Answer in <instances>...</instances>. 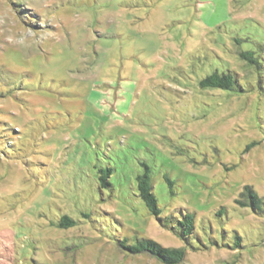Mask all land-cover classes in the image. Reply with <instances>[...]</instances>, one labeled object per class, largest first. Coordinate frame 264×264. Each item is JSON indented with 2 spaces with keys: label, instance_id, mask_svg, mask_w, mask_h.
Returning a JSON list of instances; mask_svg holds the SVG:
<instances>
[{
  "label": "rangeland",
  "instance_id": "1",
  "mask_svg": "<svg viewBox=\"0 0 264 264\" xmlns=\"http://www.w3.org/2000/svg\"><path fill=\"white\" fill-rule=\"evenodd\" d=\"M142 239L264 264V0H0V264H164Z\"/></svg>",
  "mask_w": 264,
  "mask_h": 264
},
{
  "label": "trees",
  "instance_id": "2",
  "mask_svg": "<svg viewBox=\"0 0 264 264\" xmlns=\"http://www.w3.org/2000/svg\"><path fill=\"white\" fill-rule=\"evenodd\" d=\"M240 57L244 60H247L249 63L253 64V59L245 53L240 54ZM199 86L202 89H219L226 91H235L238 86V82L234 75L230 72H222L214 71L212 74L206 76L199 82ZM143 169L136 174L134 177L135 187L133 191V195H136L138 199L143 203L146 210L150 214V216L154 217L161 226L165 227L172 220L169 217H162V211L158 206L156 197H155V187L152 181V169L146 163H141ZM116 171L110 164L107 165L104 169L100 170L101 176L99 177L98 183L101 182L103 187H111L113 184L110 180L113 173ZM100 186V185H99ZM101 187V186H100ZM246 191V195L250 199L252 207L255 208V204L258 203L257 196L248 190L246 187L244 189ZM245 196L244 193L241 194ZM183 228V234H191L193 231V218L189 216H185L182 222H179ZM73 224L72 220L63 217L60 221L59 227H67ZM126 240L119 242L118 246L125 250L127 253L136 255L140 253H147L154 258H157L164 264H178L182 260L184 256L183 249H169L162 248L155 242L148 240H140L137 241L134 245H127Z\"/></svg>",
  "mask_w": 264,
  "mask_h": 264
}]
</instances>
